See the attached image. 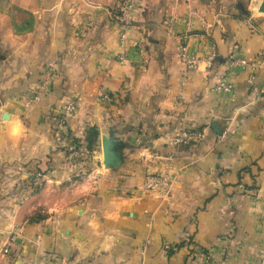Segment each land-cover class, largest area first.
<instances>
[{
	"label": "crops",
	"instance_id": "crops-1",
	"mask_svg": "<svg viewBox=\"0 0 264 264\" xmlns=\"http://www.w3.org/2000/svg\"><path fill=\"white\" fill-rule=\"evenodd\" d=\"M11 1L35 24L17 33L0 12V119L25 130L13 140L0 126V264H261L264 0H128L129 21L124 0ZM231 56L249 67L231 68ZM49 66L56 82L33 104ZM219 77L232 93L215 91ZM72 99L73 137L86 149L88 130L99 136L70 170L55 127ZM186 129L204 141L175 144ZM36 173L32 195L22 187ZM166 173L169 195L143 190Z\"/></svg>",
	"mask_w": 264,
	"mask_h": 264
},
{
	"label": "built area",
	"instance_id": "built-area-1",
	"mask_svg": "<svg viewBox=\"0 0 264 264\" xmlns=\"http://www.w3.org/2000/svg\"><path fill=\"white\" fill-rule=\"evenodd\" d=\"M128 43V36L126 34H122L120 36V47L123 50V52L120 54V60H125L126 54V48ZM180 57L182 61L187 65L189 70H195L198 68V60L194 56H190L187 52L186 47H180ZM215 54L212 56V60H215ZM231 68H248L249 63L248 61L244 59H239L234 56H231L229 59ZM57 76V70L55 67H49V69L44 73L42 83L40 87L37 89L36 93L33 95L32 103L33 104H39L41 103L44 98L49 94L50 88L54 84ZM217 89L220 91L229 92L233 89V86L229 85L228 83H225V80L221 79L217 83ZM102 100L108 99V97L104 94L101 96ZM106 101V100H105ZM78 108L77 101L75 99L70 100L66 105L63 107V111L59 117L60 120V129L63 134L67 136V128H68V121L70 118L76 113ZM201 134H195L190 131H182L175 139V144H188L191 141L199 140L201 139ZM85 154L87 153L83 150H77L75 151L71 157L78 158V157H85ZM39 186H41L40 183H38ZM172 186V180L169 175H163V176H157L150 178L148 180V184L146 186L147 191H151L153 193H156L157 195H163L166 194L170 187ZM261 264H264V251L261 255Z\"/></svg>",
	"mask_w": 264,
	"mask_h": 264
},
{
	"label": "rangeland",
	"instance_id": "rangeland-1",
	"mask_svg": "<svg viewBox=\"0 0 264 264\" xmlns=\"http://www.w3.org/2000/svg\"><path fill=\"white\" fill-rule=\"evenodd\" d=\"M9 1V4L10 5H6V2L5 1H1L0 3H1V7H2V10H0V12L1 13H4V14H6L7 15V17L10 19V21H17L18 23H22V22H24V21H29V11H27V10H25L24 8H19V10H14L12 7H17L18 5H16V4H13L12 3V1L11 0H8ZM131 1H128V0H124V1H122L121 2V5H120V12H121V19H123L124 21H126V20H128L129 21V18H130V16L132 15V13H131V11H132V3H130ZM122 34H126L127 36H128V34L126 33V32H124V33H122ZM121 34V35H122ZM120 35V36H121ZM119 41H120V38H119ZM128 41H129V37H128ZM136 46L138 45V43H136L135 44ZM120 49H121V47H120ZM123 52V50L121 49V53ZM126 56H125V60H123V61H121L120 60V57H118L117 59H118V61L120 62V63H122V64H126V62H127V60H128V47L126 48ZM120 53V54H121ZM120 54H119V56H120ZM216 56V55H215ZM215 58V57H214ZM197 59V58H196ZM198 60V59H197ZM186 65V64H185ZM187 66V65H186ZM50 67V66H49ZM52 67H55V66H52ZM250 67L253 69V66L250 64ZM56 68V67H55ZM188 68V67H187ZM49 69V68H48ZM47 69V70H48ZM198 69H199V61H198V68L197 69H195V70H189L188 69V72L189 71H191V72H194V71H198ZM57 70V69H56ZM190 72V73H191ZM221 79H223V80H225L223 77H219L217 80H216V82H215V86H214V89H215V91H217L218 93H220V94H230V93H232L233 91H234V87H233V89L231 90V91H229V92H225V91H220V90H218L217 89V83H218V81H220ZM55 82H56V80H55ZM54 82V83H55ZM41 83H42V80H41ZM225 83H228L229 85H231V86H233L232 84H230L229 82H227L226 80H225ZM51 88H50V92H51ZM37 91V90H36ZM49 92V93H50ZM254 92H256V90L254 89ZM104 95H106L107 97H108V99H105L106 101H110L111 100V96L108 94V93H106V94H104ZM255 95H257V97L259 96V94H256L255 93ZM101 96L102 95H100V100H102L101 99ZM33 98V97H32ZM76 100V99H75ZM105 100H103V101H105ZM77 101V100H76ZM69 102V101H68ZM67 102V103H68ZM66 105V104H65ZM62 111H63V108H62V110H61V113H62ZM61 113L59 114V116L57 117V121H56V126L57 127H55V134H56V137H57V142L59 143V144H63L64 146H65V151H66V153H67V155H65V158H64V163H63V165L64 166H67V168H69L70 170H72L73 168H75L74 166H76V164H84V163H87L89 160H90V158H91V153L92 152H89V151H87L85 148H83L82 146H80V147H77L76 145H74L73 143V139H75L74 137H73V135H72V133L69 131V126H68V128H67V132H68V134H67V136H65V134H63L62 133V131H61V129H60V120H59V117H60V115H61ZM75 115V114H74ZM73 115V116H74ZM72 116V117H73ZM220 129V128H219ZM184 131H190V130H188V129H186V130H184ZM190 132H192V133H195V134H201L202 136H201V139H199V140H195V141H191V142H189L188 144H178V145H182V146H191V145H198V144H200V143H202L203 141H204V139H205V135H204V133H205V130L203 131V130H201V131H190ZM225 134V133H224ZM220 136H225V135H220ZM69 137V138H68ZM176 139V138H175ZM175 139L173 140V142H175ZM220 139H222V138H220ZM77 150H83V151H85L86 153H87V155L85 154V157H78V158H73V157H71L72 156V154L75 152V151H77ZM90 153V154H89ZM163 175H169L170 176V178H171V180H172V186H173V184H174V181H175V178H173L171 175L172 174H170V173H166V174H160V175H155V176H151V177H149L148 178V180L150 179V178H153V177H157V176H163ZM43 177H42V175L41 174H39V173H36L34 176H32V178H30L29 179V181H28V183H29V186H28V188L26 187V186H24V187H22V188H24V191H26V192H28L29 191V193L30 194H36L38 191H39V189L41 188L39 185H38V183H40L38 180L40 179V181H41V179H42ZM148 180L146 181V183H145V185H144V187H143V190L145 191V192H151V191H147L146 190V186H147V184H148ZM0 185H1V182H0ZM172 186L170 187V189H169V191L166 193V194H163L164 196H166V195H169L170 193H171V191H172ZM0 191H1V187H0ZM151 193H153V192H151ZM156 194V193H155ZM38 218H40L39 216H37V214L36 215H34L33 217H32V220L34 219V220H36V219H38ZM8 250L7 249H5L4 250V254H8Z\"/></svg>",
	"mask_w": 264,
	"mask_h": 264
},
{
	"label": "trees",
	"instance_id": "trees-1",
	"mask_svg": "<svg viewBox=\"0 0 264 264\" xmlns=\"http://www.w3.org/2000/svg\"><path fill=\"white\" fill-rule=\"evenodd\" d=\"M1 1H5L6 5H10L8 0H0V2ZM12 8L14 10H19L18 7H12ZM0 10H2L1 3H0ZM261 10L264 11V5L262 6ZM34 24H35L34 17L32 14H29V21H24L21 23V25H18V23L14 22V29L17 33L29 32V31H32V29L34 28ZM57 77H58V72H57L56 79ZM98 136H99L98 131L95 128H91L88 130L86 140H85L87 151L93 152L95 148V142L97 141ZM73 142H74L73 144L76 145L77 147H80L82 145V144L80 145V142L76 139H73Z\"/></svg>",
	"mask_w": 264,
	"mask_h": 264
},
{
	"label": "clouds",
	"instance_id": "clouds-1",
	"mask_svg": "<svg viewBox=\"0 0 264 264\" xmlns=\"http://www.w3.org/2000/svg\"><path fill=\"white\" fill-rule=\"evenodd\" d=\"M2 115L3 113H0V117H2ZM0 126L7 131V135L13 140L21 137L25 131L22 122L15 115H13L7 123L0 119Z\"/></svg>",
	"mask_w": 264,
	"mask_h": 264
},
{
	"label": "water",
	"instance_id": "water-1",
	"mask_svg": "<svg viewBox=\"0 0 264 264\" xmlns=\"http://www.w3.org/2000/svg\"><path fill=\"white\" fill-rule=\"evenodd\" d=\"M105 164L106 165H114V161L113 160H106Z\"/></svg>",
	"mask_w": 264,
	"mask_h": 264
}]
</instances>
